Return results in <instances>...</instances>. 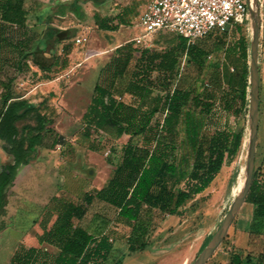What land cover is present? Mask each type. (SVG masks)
Here are the masks:
<instances>
[{"label": "trees", "instance_id": "obj_1", "mask_svg": "<svg viewBox=\"0 0 264 264\" xmlns=\"http://www.w3.org/2000/svg\"><path fill=\"white\" fill-rule=\"evenodd\" d=\"M24 2L0 0V68L11 64L22 71L32 61L41 71L50 72L60 61L67 65L55 46L74 38L77 30L48 23L37 37L30 35ZM95 21L102 28H111L100 17ZM221 34L210 33L195 43L175 34L162 48L156 44L140 48L128 42L115 49L100 69L83 120L88 127L129 136L120 162L104 186L85 191L76 201L52 197L53 206L48 205L37 220L36 235H26L9 264H108L113 239L109 234L95 235L80 224L96 201L116 209L117 221L130 226V252L144 250L148 246L146 237L156 226L154 215L162 220L179 215V209L193 195L215 180L225 162L239 154L244 139L241 129L225 127L209 136H198V123L189 107L207 110L211 104L180 84L186 74L196 77L201 73L206 58L224 44L225 32ZM71 50L72 45L65 44L62 54L67 56ZM227 50L237 59L222 74L228 92L225 103L239 97L246 104L250 69L240 56H246V46L240 41ZM184 58L186 66L181 67ZM32 113L36 124H24L19 129L17 122ZM183 121L194 150L190 170L177 162ZM48 137H53L52 145L60 139L53 118L41 112L39 105L16 95L12 78L0 77V140L12 157V162L0 170V209L7 202V191L19 168L30 162ZM245 201L254 205V219L264 220V181L256 172ZM43 245L57 251L52 253ZM257 263L264 264V254ZM228 264L245 263L239 252L232 251Z\"/></svg>", "mask_w": 264, "mask_h": 264}, {"label": "rangeland", "instance_id": "obj_2", "mask_svg": "<svg viewBox=\"0 0 264 264\" xmlns=\"http://www.w3.org/2000/svg\"><path fill=\"white\" fill-rule=\"evenodd\" d=\"M259 9L262 15L258 46L261 81L264 79V3ZM254 20V15L250 12L249 19L238 27V33L223 35L224 44L206 58L201 73L196 77L186 74L180 82L182 86L191 89L193 95L200 96L201 101L211 104L207 110L194 105L189 107L192 119L198 123V136H209L215 130L225 127L241 129L244 133L243 150L233 160L225 162L215 180L203 192L193 195L179 209V215L168 216L164 220L160 215H154L156 226L146 237L148 246L144 250L130 252L127 239L131 228L117 221L116 209L99 201L92 204L80 224L95 235L109 234L113 239L114 247L107 260L108 264H195L225 220L247 177L253 80L249 70L246 104H242L239 97L226 104L225 93L228 92L222 74L225 67H233L237 59V55H233L227 47L240 41L246 46V56L240 55L243 57L241 61L251 69ZM40 26L41 24H37L31 30L34 37L40 32ZM215 33L222 35L220 32ZM79 34L76 33L74 38L79 37ZM103 34L104 32L96 29L89 31L88 42L84 46L76 45L75 40H72L76 59L67 65L66 69L72 70L70 75L46 86L48 101L44 105L39 104L43 96L36 94L39 96L36 97V103L39 104L40 111L53 118L60 139L52 145L53 137L46 138L44 145L38 147L30 162L19 168L16 179L7 191V202L0 209V264H9L11 256L19 244L25 241L26 235H36L37 220L44 215L48 205L53 206L52 197L76 201L85 191L104 186L112 176L114 166L120 162L122 147L129 136H118L113 130L88 127L83 120L94 85L99 80L100 69L113 53L109 44L116 42ZM116 35L118 41H133L140 48L155 44L162 48L175 34L168 31L148 34L136 16ZM61 50L62 45L57 44L55 51L62 57ZM100 51L107 52L100 54ZM80 62L82 64L77 66ZM28 63L30 66L24 67L22 71L11 64L0 68L1 78L13 79L16 95H22L28 87L43 82L48 77L53 80L63 72V69L55 68L50 74L42 72L34 75L31 68L33 64L31 61ZM183 66H186L185 58L181 63V67ZM24 124L35 125V113L17 122L19 129ZM3 143L0 140V170L5 164L12 162V157L3 149ZM193 154L187 124L183 121L177 162L190 170ZM254 172L264 181V84L261 88V82ZM253 210L254 205L246 201L238 207L226 234L206 264H228L232 251L239 252L245 264H258L259 256L264 254V220L254 219ZM43 246L52 253L57 251L51 246Z\"/></svg>", "mask_w": 264, "mask_h": 264}, {"label": "crops", "instance_id": "obj_3", "mask_svg": "<svg viewBox=\"0 0 264 264\" xmlns=\"http://www.w3.org/2000/svg\"><path fill=\"white\" fill-rule=\"evenodd\" d=\"M146 4L147 0H25L24 7L28 12L26 24L30 35H32L31 30L35 29L37 24H41L40 29L42 30L45 25L50 23L52 26L59 29H76L77 33H80V36L87 37V41L84 44H81L83 46L87 44L89 31L93 29L104 32L103 35L105 37L109 36L108 39L110 40L115 39L116 42L109 44L110 48L113 50V53L106 60L107 62L114 54L115 49L118 46L128 42H133L129 40L118 41L116 34L122 30V28L126 26L128 22H132L136 16L140 17L141 13L146 8ZM96 17H100L103 23H107L111 28L100 27L95 21ZM33 19H35V21H33ZM75 39L76 38H72L59 44L63 47L65 44H71V41ZM108 43H110V41H108ZM105 52L107 51H100L98 53L102 54ZM62 58L66 59L68 63L74 62L76 57L74 55L73 47L70 54L67 56L62 55L61 59ZM81 64L82 63L80 62L77 64V66ZM67 65H64L62 61H60V63L52 69H63V72L58 77L53 78V80L48 77L47 80L43 82L31 85L28 87V90L25 93L20 95V98L28 99L30 102L35 103L36 105H44L48 101L46 99V92L48 90L46 86L50 83H55L60 78L70 75L72 70H67ZM31 68L34 75H40L43 72L34 64L31 65ZM50 72L44 73L50 74ZM260 82L262 88L264 79ZM36 94L43 96V99L39 104L36 103V97L38 96H36ZM242 150L243 144L241 146L240 152Z\"/></svg>", "mask_w": 264, "mask_h": 264}, {"label": "built area", "instance_id": "obj_4", "mask_svg": "<svg viewBox=\"0 0 264 264\" xmlns=\"http://www.w3.org/2000/svg\"><path fill=\"white\" fill-rule=\"evenodd\" d=\"M251 4L252 0H147L139 19L148 34L168 31L195 43L213 32L230 35L249 19ZM86 41L85 36L75 39L78 45Z\"/></svg>", "mask_w": 264, "mask_h": 264}, {"label": "water", "instance_id": "obj_5", "mask_svg": "<svg viewBox=\"0 0 264 264\" xmlns=\"http://www.w3.org/2000/svg\"><path fill=\"white\" fill-rule=\"evenodd\" d=\"M256 7L255 13H253V7ZM260 0H252V4L250 5V12L254 15V37L252 41V49H251V76H252V114L250 120V148H249V157H248V168H247V177L242 185V188L237 196V198L232 203V206L223 221L220 225L219 229L214 234L212 240L210 241L209 246L205 249L200 259L195 264H206L209 257L217 247L219 241L226 234L233 214L238 209V207L245 201L246 196L250 190L253 174H254V163H255V134L258 120V112H259V103H260V72L258 66V46L259 40L261 37V29H262V15L260 11Z\"/></svg>", "mask_w": 264, "mask_h": 264}, {"label": "bare ground", "instance_id": "obj_6", "mask_svg": "<svg viewBox=\"0 0 264 264\" xmlns=\"http://www.w3.org/2000/svg\"><path fill=\"white\" fill-rule=\"evenodd\" d=\"M255 11H256V7L254 6V7H253V13H255Z\"/></svg>", "mask_w": 264, "mask_h": 264}]
</instances>
